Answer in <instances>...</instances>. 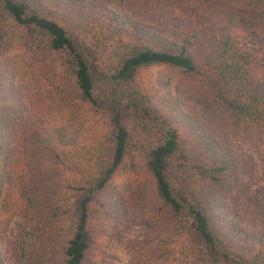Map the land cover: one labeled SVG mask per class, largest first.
<instances>
[{
	"label": "rangeland",
	"instance_id": "1",
	"mask_svg": "<svg viewBox=\"0 0 264 264\" xmlns=\"http://www.w3.org/2000/svg\"><path fill=\"white\" fill-rule=\"evenodd\" d=\"M29 2L42 16L56 20L78 39L96 42L101 32L90 31L103 27L114 37L123 39L126 35L177 51L184 45L191 49V45L205 42V37L216 31L214 25L224 19L230 34L252 54V78L264 80V26L232 3ZM14 35H6L0 45V264H64L63 247L71 233L59 228L49 242V233L39 231L36 221L31 225L38 229L27 222L25 208L31 205L32 189H25L27 201L9 185L15 181L20 187L18 173L24 170L23 182L35 183L38 190L34 193H42L54 166L48 145L77 147L100 133L104 122L89 116L69 130L53 132L49 141V120L61 117L51 96L60 76L58 60L25 45L24 41L35 37L29 28H18ZM22 36L26 37L20 45ZM190 51L196 53L195 47ZM188 78V73L168 65H151L138 71L136 82L156 111L153 121L158 133L153 138L163 135L164 123H168L196 155L227 166L220 180L201 188L206 213L221 247L226 245L231 253L246 258L258 255V251L264 256V136L252 131L253 145L239 148L221 128L226 117L222 105L193 90ZM42 123L44 128H40ZM41 134L49 143L40 140ZM18 137L22 139L16 140ZM255 140L259 148L254 146ZM14 159L21 165L12 168L10 161ZM158 203L154 179L139 149L132 148L92 207L93 239L83 264H200L194 255L199 245L191 235L181 236L185 230L163 232L154 224Z\"/></svg>",
	"mask_w": 264,
	"mask_h": 264
},
{
	"label": "trees",
	"instance_id": "2",
	"mask_svg": "<svg viewBox=\"0 0 264 264\" xmlns=\"http://www.w3.org/2000/svg\"><path fill=\"white\" fill-rule=\"evenodd\" d=\"M210 1L232 3L264 26V0ZM225 24L224 19L218 21L216 31L206 36L205 42L191 45L196 50L192 53L185 45L177 51L126 35L123 39L114 37L103 27L90 31L101 32L96 42L78 39L56 20L42 16L29 0H0V45L6 35L14 37L18 28H29L35 37L24 41L25 45L58 60L60 76L51 96L61 117L49 120V141L53 132L69 130L89 116L104 122L100 133L77 147L48 145L54 166L42 193H34L38 190L35 183L23 182L24 170L18 173L20 187L15 181L9 185L27 201L25 189H32L31 205L25 208L27 222L38 229L31 225L36 221L39 231H47L49 242L59 228L71 233L63 247L64 264L84 263L93 239L92 207L132 148L139 149L154 179L159 203L153 222L160 231L185 230L181 236L191 235L199 245L194 255L200 264H264L263 251L246 258L231 253L226 245L221 247L206 213L201 188L220 180L227 166L196 155L168 123H164V131L162 127L163 135L154 139L158 133L153 121L156 111L136 82L138 71L146 66L168 65L183 70L193 90L222 105L226 117L221 128L226 135L239 148L252 146V131L264 136V80L252 78V54ZM25 37H21L20 45ZM40 128H44L43 123ZM41 136L40 140L49 143L44 134ZM254 146L259 148L257 140ZM10 165L14 168L21 163L14 159Z\"/></svg>",
	"mask_w": 264,
	"mask_h": 264
}]
</instances>
